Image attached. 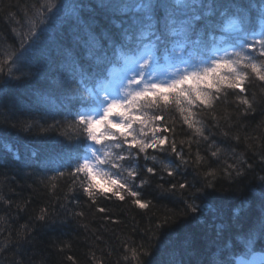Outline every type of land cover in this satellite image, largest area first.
<instances>
[{
    "label": "snow or ice",
    "instance_id": "1",
    "mask_svg": "<svg viewBox=\"0 0 264 264\" xmlns=\"http://www.w3.org/2000/svg\"><path fill=\"white\" fill-rule=\"evenodd\" d=\"M96 6L119 18L120 31L106 30L103 43L92 23L81 22L83 4L75 0L39 3L27 30L19 34L21 50L0 62V73L5 65L22 60L29 49L35 52L36 40L42 35L39 25L53 20L61 26L68 24L74 44L64 48L52 87L64 94L66 109L72 104L80 107L72 113L71 122L54 121L40 129L42 134L56 132L67 142L56 149L58 162H64L51 179L71 178L69 192L78 188L98 213L109 212L99 206L101 197L146 210L151 202L144 199L141 190L157 176L163 179L164 173L175 177L181 166L190 163L184 152L185 141L178 147L175 139L178 122L207 141L204 120L215 121L219 128L216 109L229 95L244 106V114L254 110L256 100L254 95L249 99V86L255 81L264 87V0L259 5L249 4L236 19L221 12L225 19L218 22L210 17L228 7L222 0H98ZM120 61L123 68L117 72L114 65ZM7 75L21 79L11 68ZM73 84L75 94L68 91ZM31 127L24 124L20 130L29 132ZM188 144L187 155L191 157V142ZM219 152V148L210 151L209 158ZM201 159L197 151L192 162ZM246 163L228 165L222 174L229 179L234 173L241 176L252 168L251 164L245 168ZM217 174L216 170L203 173L200 186L187 180L169 182L164 190L173 194L179 191L183 210L157 218L154 230L169 227L174 216L200 214L196 201L215 196V185L208 178ZM258 179L260 212L246 225L242 246L234 245L213 264H264V255L257 256L255 251L256 244L264 242V175ZM40 212L37 219L46 221L48 210L42 208ZM74 215L82 217L84 213ZM150 239L135 246L125 243L124 259L129 264H184L174 256L161 259V249ZM185 243L192 246L189 241Z\"/></svg>",
    "mask_w": 264,
    "mask_h": 264
},
{
    "label": "trees",
    "instance_id": "2",
    "mask_svg": "<svg viewBox=\"0 0 264 264\" xmlns=\"http://www.w3.org/2000/svg\"><path fill=\"white\" fill-rule=\"evenodd\" d=\"M43 2L45 0H0V62L21 50L19 34L27 30L28 20ZM75 2L84 5L81 22L92 23L102 43L106 30L120 31L119 18L98 8V0ZM222 2L228 7L210 17L214 22L225 19L221 12L236 19L249 4L259 5L261 0ZM252 11L254 14L255 9ZM69 27L55 20L39 25L42 35L36 40L35 52L29 49L22 60L15 65H5L4 72L0 73V249H5L0 252V264H129L124 259L125 243L135 246L149 238L152 245L161 249V259L174 256L184 264H205V261L213 264L223 259L222 254L234 245L242 246L246 225L260 212L258 177L264 175L261 171L264 168L261 157L264 153V87L255 81L249 86V99L254 95L256 103L254 110L247 114L234 95L218 105L216 115L220 118V127L214 126L215 121L204 120L207 141L186 125L176 124L175 139L178 147L180 141H185L184 152L190 163L181 166L175 177L164 173L163 179L157 176L141 190L144 199L151 202L149 209L101 197L99 206L109 212L107 215L98 213L78 188L69 192L71 178L51 179L64 162H58L56 149L60 143L67 142L56 132H40L54 121L71 122L72 113L80 107L72 104L66 109L64 94L52 87L64 58V48L74 44V33ZM135 38L134 34L133 43ZM118 66L120 62L114 65ZM9 68L21 79L8 76ZM75 87V84L68 86L69 93L75 94ZM13 124L17 127L13 128ZM24 124L31 125V131H21ZM223 132L229 135L224 136ZM235 136L240 139L237 141ZM188 142H191V157L187 155ZM216 148L220 149L218 156L209 158L210 151ZM197 151L203 159L193 163ZM241 161L247 162L245 168L247 164L252 168L241 176L234 173L231 179L222 174L228 165L239 166ZM212 170L218 172L214 179L208 178L215 185V196L196 201L201 213L195 217L174 216L169 227L155 231L157 218L183 210L179 191L173 194L164 190L169 182L187 180L200 186L204 180L202 174ZM53 184L56 187H52ZM42 208L48 210L46 221L37 219ZM76 212L84 215L77 217ZM262 248L264 242H258L255 251L261 252Z\"/></svg>",
    "mask_w": 264,
    "mask_h": 264
},
{
    "label": "rangeland",
    "instance_id": "3",
    "mask_svg": "<svg viewBox=\"0 0 264 264\" xmlns=\"http://www.w3.org/2000/svg\"><path fill=\"white\" fill-rule=\"evenodd\" d=\"M130 55V54H129ZM162 63H163V60H162ZM115 68V70L117 71V72H119L122 68H123V62L122 61H120V66H118V67H114Z\"/></svg>",
    "mask_w": 264,
    "mask_h": 264
},
{
    "label": "water",
    "instance_id": "4",
    "mask_svg": "<svg viewBox=\"0 0 264 264\" xmlns=\"http://www.w3.org/2000/svg\"><path fill=\"white\" fill-rule=\"evenodd\" d=\"M257 253V256H260V255H264V252H256ZM247 259H251V257H246Z\"/></svg>",
    "mask_w": 264,
    "mask_h": 264
}]
</instances>
